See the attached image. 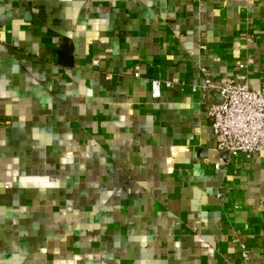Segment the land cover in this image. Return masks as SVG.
<instances>
[{"label": "crops", "instance_id": "crops-1", "mask_svg": "<svg viewBox=\"0 0 264 264\" xmlns=\"http://www.w3.org/2000/svg\"><path fill=\"white\" fill-rule=\"evenodd\" d=\"M203 69L263 86L264 0H0V264H264Z\"/></svg>", "mask_w": 264, "mask_h": 264}, {"label": "built area", "instance_id": "built-area-1", "mask_svg": "<svg viewBox=\"0 0 264 264\" xmlns=\"http://www.w3.org/2000/svg\"><path fill=\"white\" fill-rule=\"evenodd\" d=\"M99 60L93 64L98 66ZM203 83L193 86V92L202 94L210 117V126L215 140V150L228 156L251 158L264 152V84L260 89H251L245 79L231 78L217 81L203 69ZM139 77V73H137ZM151 95L158 99L172 83L158 79L151 81ZM215 91L222 102L213 99ZM242 257L248 261L249 251L242 246Z\"/></svg>", "mask_w": 264, "mask_h": 264}, {"label": "water", "instance_id": "water-1", "mask_svg": "<svg viewBox=\"0 0 264 264\" xmlns=\"http://www.w3.org/2000/svg\"><path fill=\"white\" fill-rule=\"evenodd\" d=\"M213 96H215L219 102H222V97L217 92H214Z\"/></svg>", "mask_w": 264, "mask_h": 264}]
</instances>
